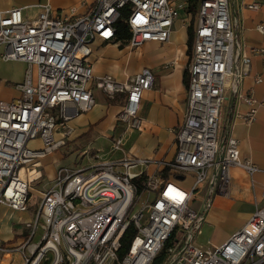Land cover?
<instances>
[{"label":"built area","instance_id":"2783aa9c","mask_svg":"<svg viewBox=\"0 0 264 264\" xmlns=\"http://www.w3.org/2000/svg\"><path fill=\"white\" fill-rule=\"evenodd\" d=\"M189 3L96 0L83 15L76 7L67 14L56 13L46 3L39 6L35 20L24 18V8L0 12V59L27 66L23 82L16 85L19 97L0 100V209L28 212L32 185L42 178L37 172L41 162L66 146L76 135L74 122L95 109L93 85L109 100L125 95L117 122L127 133L141 130V104L155 85L154 74L145 69L128 84L111 76L96 77L93 45L115 43L125 11L131 49L166 44ZM248 8L258 11L260 5ZM194 15L187 108L181 126L173 131L175 159L157 163L134 157L125 148V137H119L110 156L120 158L105 159L101 151L92 154L90 170L60 168L51 188L41 195L34 222L21 223L32 230L30 237L16 248L0 240V264H154L162 253L161 264H264V207L221 247L196 244L205 217L193 204H204L213 191L230 197L235 168L249 176L264 173L242 158L238 139L223 140L221 125L225 90L241 83L254 56L264 61V47L239 52L231 0H198ZM258 31L264 34V25ZM256 84L264 85V77H257ZM238 96L249 111L237 118L252 125L264 103L252 93ZM154 164L161 170L149 176L147 170ZM188 179L190 187L182 186ZM131 226L136 236L121 256L122 240ZM39 232L41 241L34 245Z\"/></svg>","mask_w":264,"mask_h":264},{"label":"crops","instance_id":"0c3cea01","mask_svg":"<svg viewBox=\"0 0 264 264\" xmlns=\"http://www.w3.org/2000/svg\"><path fill=\"white\" fill-rule=\"evenodd\" d=\"M95 2L96 0H0V12L24 8V18L35 20L41 13L39 6L49 3L56 13L63 11L67 14L71 8L76 7L78 14L83 15L94 8ZM83 3H86L85 6ZM254 3L260 5L258 11L248 8ZM231 11L233 19L237 21L239 52L263 48L264 34L259 33L258 27L264 25V0H231ZM188 41L187 29L181 22H177L171 39L166 44L147 43L135 52L131 48L121 49L116 43L96 42L93 45L91 63L96 77L111 76L119 83L128 84L145 69L154 74L155 85L144 94L141 104L142 128L126 135L125 148L134 157L157 163L175 159L177 144L173 131L181 126L187 108L186 75L191 60ZM257 77H264V61L261 56L252 58L249 72L239 85L231 83L225 90L226 101L221 125L223 140L231 136L238 139L242 158L251 160L264 171V108L260 109L252 125L237 118L239 114L245 115L249 111L248 106L239 98L240 93H252L258 101L264 103V85L256 84ZM0 89L1 92H6L7 88L3 85ZM15 92L13 98L3 101L18 98L19 93ZM94 95L97 103L95 109L74 122L76 135L66 146L79 140L82 144L104 143L109 145V149L107 152L99 150L103 152V158H120L121 155L111 157L110 151L113 138L119 136L117 117L126 96L118 95L115 100H109L100 90H94ZM38 145L39 143L33 144ZM54 154L43 160L37 170L42 178L33 185H37L40 196L51 188L57 171L64 167L63 156L55 157ZM160 170L154 164L148 168L147 174L151 176ZM231 174L230 197L216 196L207 209L203 208L202 201L198 209L193 204V208L205 217L201 234L206 231L212 236L206 248L224 245L246 225L257 208L264 207V173L249 176L243 170L235 168ZM190 185L189 179L182 183L184 187ZM203 192H207V188L202 190V196L199 197L201 199L206 197Z\"/></svg>","mask_w":264,"mask_h":264},{"label":"rangeland","instance_id":"374dc122","mask_svg":"<svg viewBox=\"0 0 264 264\" xmlns=\"http://www.w3.org/2000/svg\"><path fill=\"white\" fill-rule=\"evenodd\" d=\"M194 0H190L189 8L187 11H185L178 23L181 22V24L188 30L190 27L195 23L196 17L195 15L190 12V7L193 5ZM198 5V4H197ZM192 13V14H191ZM191 14V16L189 15ZM189 19V22H186L185 20ZM179 25V24H178ZM178 28V26H177ZM194 28V25H193ZM130 48L129 44L121 49ZM129 52L131 50H128ZM136 50H133L135 52ZM191 59V56L189 57ZM189 67V66H188ZM188 67H187V73H188ZM27 69L26 64L20 61H10L5 62L0 59V80L4 83V87L7 88L6 92L2 91L0 89V100H6L7 98L14 97L15 91H16V85L21 84L24 80L25 71ZM4 90V89H3ZM93 90L97 91L96 85H93ZM141 113V110H140ZM142 120V117H141ZM117 129L119 130L118 138L119 137H125L128 134L126 132V128L123 127V124L117 122ZM140 131V130H137ZM117 138H113L112 142ZM112 146V145H111ZM100 149H103L104 152H107L109 149V145L104 143H91L82 144L81 140L70 143L68 146L62 147L60 150L55 152L54 156L57 157L58 155H62L64 160L62 161V164L64 167H69L71 169H85L90 170L92 168V164L90 162V158L93 155H96ZM84 151H88L89 155L87 157H81L80 154ZM33 191L31 192L32 198L29 202V209L27 213H18V212H12L8 208H1L0 209V240L2 243L6 244L7 246H10L11 248L18 247L21 242L28 239L31 235L32 230L28 229L25 225H22L23 222H34L36 215L38 214V210L41 204V196L39 195L37 185H32ZM216 191H213V197L212 198H205V203L210 205L212 204V201L214 198H216ZM201 194V193H200ZM199 194V195H200ZM206 192H203V195H205ZM200 195L199 197H201ZM203 208L205 209V204ZM207 205V206H208ZM200 200L198 202L194 203V208L198 209L200 208ZM203 215V214H202ZM204 222L202 223V226ZM202 229V227H201ZM205 230V229H204ZM41 232L38 233L36 238L33 241V244H38L41 241ZM212 236L206 231H203L200 236H198L196 244L202 248H206L208 240L211 239ZM163 255V253L159 256V258ZM158 258V259H159ZM157 259V260H158ZM157 260L154 264H157ZM13 261L15 263L19 262V256H14ZM162 263V262H161ZM158 262V264H161Z\"/></svg>","mask_w":264,"mask_h":264},{"label":"trees","instance_id":"16d2710c","mask_svg":"<svg viewBox=\"0 0 264 264\" xmlns=\"http://www.w3.org/2000/svg\"><path fill=\"white\" fill-rule=\"evenodd\" d=\"M193 2H194L193 5L190 7V12H192L193 14H196L198 0H194ZM127 17H128L127 11L123 12L122 18L117 24V37H116L115 43L119 44L120 48L126 47L129 44V41L131 38V33H130V30H129V27L127 24ZM193 25L188 30V36H189V41H188L189 51H188V53L190 56H192V50H193V39H194ZM186 78H187L186 84H187V88H188V86H189L188 73L186 75ZM138 185H139L140 192H142L144 189L143 181H139ZM135 236H136V230L133 226H131L123 237L121 256H124L129 251ZM163 260H164V253L157 260V264H158V262L161 263Z\"/></svg>","mask_w":264,"mask_h":264},{"label":"water","instance_id":"95a60500","mask_svg":"<svg viewBox=\"0 0 264 264\" xmlns=\"http://www.w3.org/2000/svg\"><path fill=\"white\" fill-rule=\"evenodd\" d=\"M181 180H183L181 177H180Z\"/></svg>","mask_w":264,"mask_h":264}]
</instances>
